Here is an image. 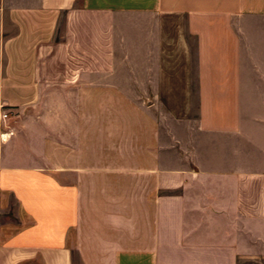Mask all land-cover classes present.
I'll return each instance as SVG.
<instances>
[{"label":"crops","instance_id":"0c3cea01","mask_svg":"<svg viewBox=\"0 0 264 264\" xmlns=\"http://www.w3.org/2000/svg\"><path fill=\"white\" fill-rule=\"evenodd\" d=\"M0 264H264V0H0Z\"/></svg>","mask_w":264,"mask_h":264},{"label":"built area","instance_id":"2783aa9c","mask_svg":"<svg viewBox=\"0 0 264 264\" xmlns=\"http://www.w3.org/2000/svg\"><path fill=\"white\" fill-rule=\"evenodd\" d=\"M12 116L13 112L11 109L0 105V127H6L7 124L10 122Z\"/></svg>","mask_w":264,"mask_h":264},{"label":"rangeland","instance_id":"374dc122","mask_svg":"<svg viewBox=\"0 0 264 264\" xmlns=\"http://www.w3.org/2000/svg\"><path fill=\"white\" fill-rule=\"evenodd\" d=\"M13 117H14V115L12 116V118H13ZM12 118H11V120H12ZM11 120H10V121H11ZM2 127H3V126H2ZM4 128H5V127H4Z\"/></svg>","mask_w":264,"mask_h":264}]
</instances>
